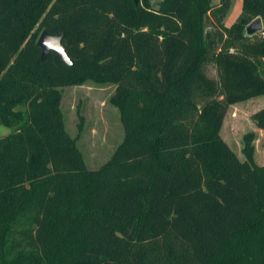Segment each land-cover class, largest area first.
I'll return each instance as SVG.
<instances>
[{"label":"trees","instance_id":"obj_1","mask_svg":"<svg viewBox=\"0 0 264 264\" xmlns=\"http://www.w3.org/2000/svg\"><path fill=\"white\" fill-rule=\"evenodd\" d=\"M240 1L223 26L230 0H0V264H264L255 134L240 159L219 133L264 94V0ZM85 80L114 86L122 130L94 167L59 106Z\"/></svg>","mask_w":264,"mask_h":264},{"label":"rangeland","instance_id":"obj_2","mask_svg":"<svg viewBox=\"0 0 264 264\" xmlns=\"http://www.w3.org/2000/svg\"><path fill=\"white\" fill-rule=\"evenodd\" d=\"M240 3V0H230L229 8L222 19L223 26L234 21L240 12ZM208 71L209 74H214L212 67ZM113 88L110 83H96L91 80L61 87L59 106L64 128L70 136L76 137V144L89 167L97 166L105 160L122 136L117 109L109 101ZM262 106L264 94L230 104L219 130L221 137L240 159L242 134L253 131V159L258 164L264 163V129L256 126L251 114ZM10 129L11 127L0 124V135Z\"/></svg>","mask_w":264,"mask_h":264},{"label":"water","instance_id":"obj_3","mask_svg":"<svg viewBox=\"0 0 264 264\" xmlns=\"http://www.w3.org/2000/svg\"><path fill=\"white\" fill-rule=\"evenodd\" d=\"M137 0H133L136 2ZM262 28L260 18L256 17L249 24L244 27V32L246 35L254 34L260 31ZM62 37L61 33L49 35L44 31H41L36 38V45L39 47V58H44L49 49L55 51L57 56L64 61L69 63V59L61 45L60 39Z\"/></svg>","mask_w":264,"mask_h":264}]
</instances>
